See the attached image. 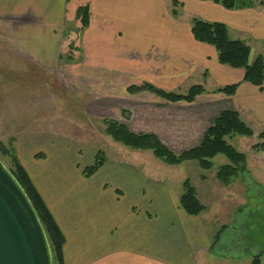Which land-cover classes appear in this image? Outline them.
Segmentation results:
<instances>
[{
    "label": "crops",
    "instance_id": "obj_1",
    "mask_svg": "<svg viewBox=\"0 0 264 264\" xmlns=\"http://www.w3.org/2000/svg\"><path fill=\"white\" fill-rule=\"evenodd\" d=\"M173 1L0 0L2 52L4 58L18 59L11 63L49 74L68 91L72 88L87 94L96 89L102 106L124 95L144 94L155 102L163 101V109L174 105L210 109L214 116L195 146L225 110L239 113L255 134L264 132V83L260 88L246 82L243 69L221 64L216 48L197 41L192 33L193 19L222 23L232 40L251 47L254 59L264 53V6L259 5L260 0H237L235 9L211 0H178L177 16L172 13ZM81 5L89 6L91 19L89 27L76 35ZM74 22L77 28L69 32ZM145 83L179 94L201 85L206 93L188 104L169 103L149 92H127L130 86ZM232 85H238L234 95L217 92ZM47 137L42 145L56 146L43 149L50 152V162L37 166L19 151L18 157L65 236V264L210 261L212 240L202 215L193 217L185 212L182 194L175 192L169 181L147 178L135 168L107 162L101 169L110 167L115 177L134 184L107 181L92 185V177L72 175L56 165L69 142L59 136L55 140ZM250 139L251 147L254 137ZM255 155L264 159L260 153Z\"/></svg>",
    "mask_w": 264,
    "mask_h": 264
},
{
    "label": "rangeland",
    "instance_id": "obj_2",
    "mask_svg": "<svg viewBox=\"0 0 264 264\" xmlns=\"http://www.w3.org/2000/svg\"><path fill=\"white\" fill-rule=\"evenodd\" d=\"M76 28L75 22L70 24L69 32ZM2 53L0 43V143L7 149L17 156L18 151L27 154L33 164L42 166L50 162L51 156L43 149L56 147L42 145L45 137L55 140L59 136L69 142V149L63 148L64 155L55 163L72 175L83 176L85 167L93 163L100 151L108 163L124 164L147 178L169 181L179 195L184 193L185 180L190 179L207 208L201 216L212 240L207 264H252L254 257L261 253V264H264V159L257 157V152L248 146L250 138L235 136L229 140L246 155L247 164L246 170L225 186L216 178L218 167L227 163L223 156L214 159L215 167L210 171H203L194 163L169 166L151 152L132 150L104 133L103 120L115 119L135 132L157 133L179 154L195 146L202 137L209 119L214 116L210 109L178 105L163 109L160 107L163 101L155 102L144 94L124 95L113 104L102 106L98 104L96 89L87 94L72 88L68 91L50 79L49 74L35 73L31 66L11 63L18 59L4 58ZM122 110L130 112L131 118L122 116ZM257 136L253 144L258 141ZM260 157L264 158V152H260ZM0 160L10 169L11 158L1 151ZM109 168L101 169L89 182L98 185L127 181L115 177Z\"/></svg>",
    "mask_w": 264,
    "mask_h": 264
},
{
    "label": "trees",
    "instance_id": "obj_3",
    "mask_svg": "<svg viewBox=\"0 0 264 264\" xmlns=\"http://www.w3.org/2000/svg\"><path fill=\"white\" fill-rule=\"evenodd\" d=\"M227 9H235L238 6L237 0H211ZM173 15L179 14L178 8L181 6L178 0H174ZM259 5L264 6V0L259 1ZM91 11L88 5H81L77 11L76 20L79 30L76 35L87 29L90 25ZM192 33L199 42L209 44L216 48L218 59L221 64L234 68H241L245 71V81L260 88L264 83V53L252 58V49L244 41L232 40L229 29L222 23H209L199 19L192 20ZM70 47H73L72 45ZM72 49V48H71ZM72 60V57L69 56ZM238 85L228 86L219 89L225 95H234ZM130 95L149 92L166 100L169 103L185 102L192 104L197 97L206 93L203 86L197 85L190 88L187 94L165 91L149 83L141 86H130L127 89ZM122 116L131 118V113L122 110ZM106 126L104 133L112 138L116 143L124 145L135 151H149L157 159L169 166H180L185 163H194L203 171H210L215 167L214 159L218 156L226 158L227 163L218 167L216 178L225 186L230 185L233 180L246 170L247 157L239 152L229 140L235 136L253 138L255 133L240 116L232 110L221 112L213 124L207 129L202 141L179 154L170 149L155 133H136L126 125L115 119L103 120ZM257 142L252 145L254 152H264V132L257 136ZM0 151L3 155L11 158L9 171L24 190L32 207L34 208L48 239L53 264H65L64 246L65 236L47 207L42 196L35 187L32 179L21 164L15 152L7 149L0 143ZM107 158L102 152H98L91 165L85 167L83 176L93 177L106 163ZM184 193L180 197V203L185 212L193 217H198L206 211V206L201 202L196 187L190 179L184 182ZM262 253L255 256L252 264H261Z\"/></svg>",
    "mask_w": 264,
    "mask_h": 264
},
{
    "label": "water",
    "instance_id": "obj_4",
    "mask_svg": "<svg viewBox=\"0 0 264 264\" xmlns=\"http://www.w3.org/2000/svg\"><path fill=\"white\" fill-rule=\"evenodd\" d=\"M0 264H53L45 230L24 190L1 160Z\"/></svg>",
    "mask_w": 264,
    "mask_h": 264
}]
</instances>
